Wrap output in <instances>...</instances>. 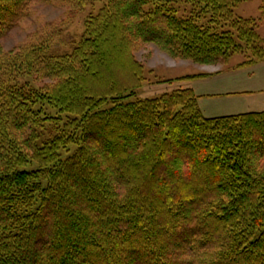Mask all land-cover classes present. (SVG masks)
I'll list each match as a JSON object with an SVG mask.
<instances>
[{"label":"trees","instance_id":"trees-1","mask_svg":"<svg viewBox=\"0 0 264 264\" xmlns=\"http://www.w3.org/2000/svg\"><path fill=\"white\" fill-rule=\"evenodd\" d=\"M35 1L54 0H0V39ZM242 1L106 0L69 54L0 47V264H264V111L207 117L191 88L131 99L142 43L264 61V3L243 18Z\"/></svg>","mask_w":264,"mask_h":264},{"label":"rangeland","instance_id":"rangeland-1","mask_svg":"<svg viewBox=\"0 0 264 264\" xmlns=\"http://www.w3.org/2000/svg\"><path fill=\"white\" fill-rule=\"evenodd\" d=\"M105 1L88 0L82 9L69 8L57 0L49 4L35 1L30 5L28 14L0 39V47L8 51L26 44H34L37 48L41 47L45 50L47 55L69 54L81 40L86 19L95 14ZM262 3L264 0L242 1L234 9V15L257 18L258 8ZM177 6L181 14L186 15L194 11V7L184 3H177ZM196 12L200 14L199 10ZM222 28L228 29V23L223 24ZM257 32L264 39V19L258 22ZM134 57L142 64L143 80L134 90L132 100L151 99L176 89L192 88L194 92L216 93L202 96L203 110L209 104V107H215L213 111L219 113H226L236 108L237 111L233 114L264 111V61L241 67L239 65L245 58L239 53L232 55L223 64L203 65L170 57L151 43L140 44L134 51ZM194 75L203 76L183 79ZM18 79L22 85L24 83L27 87L36 90L46 82V80H37L34 76L26 75ZM224 93H233V95L226 96ZM43 109L45 113H56L55 109L47 105H43ZM219 113L214 115H229ZM49 129L48 126L43 128L42 140L54 135V128L52 131Z\"/></svg>","mask_w":264,"mask_h":264},{"label":"crops","instance_id":"crops-1","mask_svg":"<svg viewBox=\"0 0 264 264\" xmlns=\"http://www.w3.org/2000/svg\"><path fill=\"white\" fill-rule=\"evenodd\" d=\"M192 89V88H191ZM193 90V89H192ZM194 91V90H193ZM196 95L199 96L198 98V106L201 110V112L204 114H206V116H209V117H212V116H215L214 114H218L219 112H215L213 111L212 109H214L215 107L214 106H210L209 107V104L206 105V108L203 110L202 107H201V104L203 103L202 101L203 98L202 96H210V95H215L216 93L215 92H203V91H199V92H195ZM226 96H231L233 95V93H224ZM222 96V95H221ZM237 111V108L235 110H232V111H227L226 113H219V114H233L234 112Z\"/></svg>","mask_w":264,"mask_h":264}]
</instances>
